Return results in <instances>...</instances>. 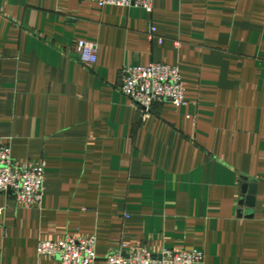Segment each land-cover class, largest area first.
<instances>
[{"label": "crops", "instance_id": "obj_1", "mask_svg": "<svg viewBox=\"0 0 264 264\" xmlns=\"http://www.w3.org/2000/svg\"><path fill=\"white\" fill-rule=\"evenodd\" d=\"M152 61L179 68L185 103L142 118L120 73ZM3 143L45 167L39 204L0 192V264H57L40 240L90 234L95 264L136 247L264 264V0H0Z\"/></svg>", "mask_w": 264, "mask_h": 264}, {"label": "built area", "instance_id": "obj_2", "mask_svg": "<svg viewBox=\"0 0 264 264\" xmlns=\"http://www.w3.org/2000/svg\"><path fill=\"white\" fill-rule=\"evenodd\" d=\"M98 6L117 5L141 7L152 11V0H91ZM150 28V34L155 33ZM161 41V39H158ZM77 59L85 64L97 60V45L79 40L76 44ZM121 92L138 107L142 118L151 114L156 103L170 102L174 106L185 103L184 86L179 68L163 62H149L145 65L126 64L121 68ZM43 161L16 163L11 155L9 144H0V192H10L15 200L25 207L37 205L44 194ZM40 256L56 259L57 264H95L96 236H68L60 241L40 240L37 245ZM204 253L195 251H176L162 248L152 253L144 248H133L124 255L115 251L107 255L105 264H202Z\"/></svg>", "mask_w": 264, "mask_h": 264}, {"label": "water", "instance_id": "obj_3", "mask_svg": "<svg viewBox=\"0 0 264 264\" xmlns=\"http://www.w3.org/2000/svg\"><path fill=\"white\" fill-rule=\"evenodd\" d=\"M255 187H256L255 182L246 181L242 185L241 190L244 196L240 198L241 204H244L245 206H249V207L253 206Z\"/></svg>", "mask_w": 264, "mask_h": 264}]
</instances>
